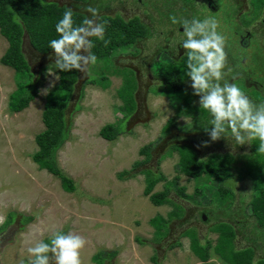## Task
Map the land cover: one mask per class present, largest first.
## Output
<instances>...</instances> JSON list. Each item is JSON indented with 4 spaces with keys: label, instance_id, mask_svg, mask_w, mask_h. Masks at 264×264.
<instances>
[{
    "label": "rangeland",
    "instance_id": "1",
    "mask_svg": "<svg viewBox=\"0 0 264 264\" xmlns=\"http://www.w3.org/2000/svg\"><path fill=\"white\" fill-rule=\"evenodd\" d=\"M54 1L81 11L85 19L94 18L96 22L101 14H120L125 19L138 16L143 33L135 45L117 47L109 60L89 63L84 72L69 71L68 77L75 85L65 108L70 137L58 149L56 158L61 170L73 181L75 190L71 192L65 191L58 177L40 169L32 159L38 149L35 135L44 129L42 111L47 93L58 83L54 51L38 53L25 36L22 55L16 56L12 65L0 61V226L11 213L15 214L14 221L0 231V264H28V248L51 238L56 231L73 232L86 239L80 250L81 264H96L93 257L100 249L117 250L104 264H200L199 256L189 248V237L181 234L186 229L196 230L201 241L209 240L213 246L218 237L214 227L220 223L234 226L237 248L253 246L255 257L264 258V229L258 227L248 205L252 184L248 179H236L244 165L257 158L252 140L237 144L230 131L228 136L222 134L220 139L211 140L208 132L197 129L192 118L177 107L184 104L183 100L200 104L199 96L193 98L191 77L184 80L183 90L172 91L163 88L155 74L169 71L165 82L178 88L173 70L187 55L180 46L185 39L182 23H173L171 17L178 21L214 17L217 31L228 44L222 70L224 81L235 83L254 104H264V7L260 17L246 26V21L253 20L256 14V0H161L160 13L167 7L170 12L158 17L154 11L157 3L150 0ZM90 7L96 9L95 17L88 11ZM247 32L250 35L241 42ZM7 46L6 38L0 34V59ZM20 68H28L34 74L38 92L27 107L13 112L9 101L20 85L21 79L16 75ZM100 74H107V88L84 85ZM126 78V92L135 88L129 113L118 94ZM108 123H119L122 130L111 141L99 134ZM189 141L203 159L212 152L232 153L238 167H231L233 175L226 180L234 191L232 200L216 193L214 176L204 174L193 179L178 170L179 154L170 147L175 144L187 149ZM140 161L143 162L136 164ZM122 171L127 173L120 176ZM159 172L164 179L151 192L161 191L168 183L171 202L154 205L151 193L146 194L144 189L147 180ZM196 184L201 194L194 202L180 197L175 189L184 186L185 192L191 194ZM170 211L173 212L169 215ZM28 215L33 219L21 224ZM156 215L172 218L169 232L159 241L150 221ZM174 243L179 245L170 247ZM208 262L226 264L212 248ZM50 264H54V259Z\"/></svg>",
    "mask_w": 264,
    "mask_h": 264
},
{
    "label": "trees",
    "instance_id": "2",
    "mask_svg": "<svg viewBox=\"0 0 264 264\" xmlns=\"http://www.w3.org/2000/svg\"><path fill=\"white\" fill-rule=\"evenodd\" d=\"M76 2H85L86 0H73ZM257 6L255 7L254 18L251 21H246V26L251 25L257 20L264 7V0H256ZM71 9L66 4L60 5L54 0H0V34L6 38L8 42L7 49L5 50L0 61L2 63H9L12 65V61L16 56L22 55V38L27 37L30 45L40 54H46L53 51L50 48V41L52 39H59L60 34L56 31L57 23L62 19L63 13ZM74 27L80 26L85 20V14L78 10H73ZM251 22V24H250ZM97 23L104 25L103 39L92 37L90 40L93 43V47L90 49L91 54L96 56V60L108 59L119 46L135 45L137 40L141 37L142 23L138 16L125 19L120 14L108 15L102 14L97 19ZM249 24V25H248ZM57 66V63H56ZM58 71V83L57 85L47 93L44 108L42 111V121L44 129L35 135V142L38 149L32 155L33 161L38 165L40 169H45L52 175L59 178L61 187L65 191H74L75 187L71 178H69L61 170L57 163V151L61 148L64 142L70 137L69 130L70 125L66 122L65 108L68 105L69 99L74 93V80L69 79V71ZM176 73V78L179 82L178 88H174L169 83L165 82L167 72L158 71L156 76L161 80V86L168 88V90H183V82L187 78V56L180 61L179 68L173 70ZM114 72V73H113ZM113 74L116 72L113 70ZM18 79H21L20 85L12 93L9 101V107L11 111L17 112L25 107L37 96V78L34 81V74L26 69H18L16 72ZM109 80L107 74H100L97 77L88 79L84 85H98L102 88L109 86ZM129 86L127 78L123 80L122 85L118 89V94L123 98L125 102V110L127 113L131 112L134 98L135 88L130 87L126 92L125 87ZM255 89V88H254ZM256 90V89H255ZM83 87L79 90V98L82 97ZM258 91V90H257ZM182 92V91H181ZM193 98L198 97L194 95ZM260 92V91H259ZM172 96H170L171 98ZM182 101L179 97V102ZM178 102V103H179ZM176 103V102H175ZM184 104L177 105L178 109L182 110L185 114H188L192 120L196 123L197 129L210 130L211 120L213 117L207 111L201 108L200 104L183 100ZM79 107V106H78ZM185 108V109H184ZM187 108V109H186ZM127 117V115H125ZM168 129V125H166ZM122 133L119 123L105 124L99 130V134L106 140H114ZM261 141L256 138L252 140V145L256 159H252L244 165V170L236 176V179L243 180L249 179L252 184L253 193L250 200V210L252 215L256 217L258 226L264 228V153L259 152V144ZM189 144V143H188ZM190 147H181L180 145L173 144L170 148L179 154L178 170L187 177L197 179L201 176L209 175L214 176L217 180L216 193L221 197H227L226 200H232L233 190L225 182L230 179L231 167L237 170L233 160L232 153H210L206 159L199 158L194 147L189 144ZM181 147V148H180ZM192 148V149H191ZM183 150V151H181ZM226 154V155H224ZM230 156L224 159V156ZM234 156V155H233ZM206 160V161H205ZM143 162V161H142ZM137 162L136 164L142 163ZM232 164L233 166H230ZM239 166V165H237ZM127 172L122 171L120 176L125 175ZM164 179L162 173H158L147 180L144 192L150 194V200L154 205H162L166 202H171L168 195L171 190V186L168 183L165 184L161 191L151 192L155 184ZM176 189L177 194L185 199H190L194 202L201 191L198 189V185L194 187L191 194L185 192L184 186H178ZM230 205V203H229ZM183 210V208L181 207ZM170 211L169 215L171 214ZM181 216V215H180ZM15 214L11 213L8 219L0 226V231L6 228L14 221ZM179 218V217H178ZM33 219L31 215L23 217L20 221L21 224L30 222ZM171 216L163 218L161 215L154 216L150 221L155 227L156 240L159 241L169 232V222ZM162 227H165L162 229ZM213 229V228H212ZM214 230L218 232V237L215 244L212 246L209 240L201 241L197 235L196 230L186 229L182 232V237H189V248L193 254L197 257L200 264H211L208 262L210 249L212 248L216 255H218L222 261L226 264H264V259L254 260V249L252 247H244L237 249L234 245L236 237V231L231 224L220 223L214 227ZM62 232V231H61ZM137 241H141L138 239ZM45 243H50L51 238H45ZM179 245L174 243L170 247ZM117 254L116 249L110 251L98 250L94 255L96 264H104V261L108 258H112Z\"/></svg>",
    "mask_w": 264,
    "mask_h": 264
},
{
    "label": "clouds",
    "instance_id": "3",
    "mask_svg": "<svg viewBox=\"0 0 264 264\" xmlns=\"http://www.w3.org/2000/svg\"><path fill=\"white\" fill-rule=\"evenodd\" d=\"M88 11L96 16V9L90 7ZM171 19L183 26L186 74L191 77L194 95L200 97L201 108L213 117V127L209 131L211 140L220 139L222 134L228 136L230 131L231 137L240 145L258 138L261 141L258 151L264 153V104H254L235 83L224 81L222 70L226 65V37L217 31V20L206 17L203 20L178 21L175 16ZM56 31L60 38L52 39L50 48L54 51L60 71L76 69L84 72L89 63L96 62V56L90 52L93 43L89 37L103 39V24L97 23L94 18H87L80 26L74 27L73 12L69 9L57 23ZM86 52L88 55L83 54ZM2 220L3 217H0V222ZM86 243V239L79 234L56 231L50 243L38 241L28 248V264H50L53 259L54 264H81L80 250Z\"/></svg>",
    "mask_w": 264,
    "mask_h": 264
},
{
    "label": "crops",
    "instance_id": "4",
    "mask_svg": "<svg viewBox=\"0 0 264 264\" xmlns=\"http://www.w3.org/2000/svg\"><path fill=\"white\" fill-rule=\"evenodd\" d=\"M150 1H152V3H157V4H156L157 8L154 9V11L157 13V15H156L157 17H158L160 14L165 15L166 13L170 12V11L167 9V8H168V7H167L166 9L164 8V10L160 13L161 10H160L158 7H160V6H159V5H160L159 3H162L161 0H150ZM167 2H168V1H167ZM181 2H184V1L182 0ZM187 2H188V1H187ZM187 2H186V3H187ZM163 7H164V6H163ZM101 15H102V14H101ZM113 15H114V14H113ZM86 19H87V17H86ZM180 46H182V44H181ZM180 48H181V47H180ZM120 57H121V56H120ZM203 131L209 133L210 130H203ZM121 134H122V133H121ZM121 134H120V135H121ZM120 135H119V136H120ZM190 142H191V141H189V142H187V143L191 144ZM191 145L194 146V145H193V142H192ZM212 153H213V152H212ZM199 158H200V157H199ZM227 180H229V179H227ZM243 180H244V179H243ZM248 180H249V179H248ZM250 182H251V181H250ZM225 183H226V182H225ZM233 192H234V191H233ZM251 195H252V193H251ZM251 199H252V197L249 199V204H248V205H250V200H251ZM229 201H230V200H229ZM212 211H213V210H212ZM255 220H256V218H255ZM256 223H257V225H258L257 220H256ZM217 224H218V223H217ZM258 227H259V226H258ZM233 228H234V226H233ZM234 229H235V228H234ZM261 229H264V228H261ZM235 231H236V230H235ZM236 235H237V233H236ZM234 245H235V243H234ZM235 247H236V246H235ZM245 247H252V248L254 249V247H253V246H250V245L245 246ZM236 248H237V247H236ZM241 248H244V247H241ZM237 249H240V248H237ZM254 254H255V249H254ZM257 259H261V258H258V257L256 258L255 255H254V260H257ZM262 259H264V258H262Z\"/></svg>",
    "mask_w": 264,
    "mask_h": 264
},
{
    "label": "flooded vegetation",
    "instance_id": "5",
    "mask_svg": "<svg viewBox=\"0 0 264 264\" xmlns=\"http://www.w3.org/2000/svg\"><path fill=\"white\" fill-rule=\"evenodd\" d=\"M69 1V0H68ZM70 1H73V0H70ZM89 1V0H88ZM192 1H195V0H192ZM86 3H88V2H86ZM86 3H84V4H86ZM89 4V3H88ZM71 9H73V8H71ZM214 9V8H213ZM74 10V9H73ZM250 34L247 32L246 33V36H242V38H240L241 39V42H242V40L243 39H246L248 36H249ZM226 45H228L227 43H226ZM170 135H171V132L169 133ZM174 137L176 138L177 136L176 135H174Z\"/></svg>",
    "mask_w": 264,
    "mask_h": 264
},
{
    "label": "water",
    "instance_id": "6",
    "mask_svg": "<svg viewBox=\"0 0 264 264\" xmlns=\"http://www.w3.org/2000/svg\"><path fill=\"white\" fill-rule=\"evenodd\" d=\"M63 3H61V5H62Z\"/></svg>",
    "mask_w": 264,
    "mask_h": 264
}]
</instances>
